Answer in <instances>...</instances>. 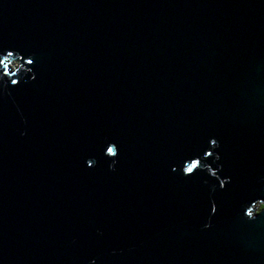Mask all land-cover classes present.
I'll return each mask as SVG.
<instances>
[{"label":"water","instance_id":"1","mask_svg":"<svg viewBox=\"0 0 264 264\" xmlns=\"http://www.w3.org/2000/svg\"><path fill=\"white\" fill-rule=\"evenodd\" d=\"M0 264H264V0H0Z\"/></svg>","mask_w":264,"mask_h":264}]
</instances>
